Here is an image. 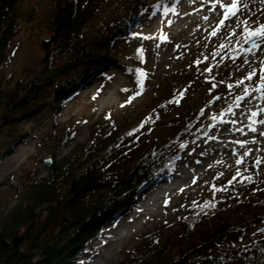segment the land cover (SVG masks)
<instances>
[{"label": "rangeland", "instance_id": "1", "mask_svg": "<svg viewBox=\"0 0 264 264\" xmlns=\"http://www.w3.org/2000/svg\"><path fill=\"white\" fill-rule=\"evenodd\" d=\"M132 1L103 0L83 34L95 29L106 30L112 21L126 15ZM142 1L143 12L129 32L120 30L112 35L114 44L109 56L116 60L114 66L88 79L55 113L49 109L52 91L47 89L40 98L45 104L40 116L21 118L13 127L0 130L1 154L12 146V151L0 158V205L9 207L18 200L15 190H10L9 186L22 188L47 174L46 160L52 159V151L58 157L74 144L92 140L91 125L99 114L108 113L107 120L125 132L124 140L128 144L125 142L122 149L128 148L133 159L151 153L157 161H168L163 172L145 183L128 207L101 229L72 264H135L144 258L151 241L173 249L179 242L186 218L193 217L197 223L208 224L210 211L215 212L212 219L217 221L218 210L224 213L220 219L234 220L236 216V222L219 237L216 246L198 253L190 250L182 258L184 263L207 251L229 255L252 250L256 243L264 244V164L259 168L253 160L232 161L221 172L209 167L208 171L197 174L193 186L168 195V200L174 204L179 201L176 212L160 201L157 209L162 213L151 209L147 217L153 218L151 223L144 220L130 232L126 229L149 209L160 190L179 176L183 163L198 166V162H204L201 157L233 154L222 146L214 149L215 144H211L208 137L234 129L230 121L242 116L259 93L255 89L264 68V44L261 50L246 52L250 44L242 40L237 44V40L243 28L241 21L247 20L253 28L264 24V0H243L247 7L241 5L236 15L229 14L227 19L224 13L232 0H219L208 6L206 13L192 14L188 18L180 17L187 0ZM20 3L25 11L33 7L35 16L32 23H21L20 32L0 67V78L12 82L27 81L68 58V54L56 53L44 62L46 56L40 43L45 37L43 22L45 14L51 10L52 0H20ZM154 4H158L157 9ZM221 19L225 23L216 35L212 28L197 31L209 21L216 23ZM195 32L200 34L197 38L192 37ZM222 45H226L223 51ZM83 71L61 76L56 84L68 82ZM252 71L257 75L246 79ZM176 100L178 102L169 103ZM36 116L38 121L32 119ZM148 117L152 122L145 123ZM239 121L244 125V119ZM69 130L73 136L61 143L60 137ZM18 136L22 138L14 143ZM166 147L170 149L168 159L162 156ZM256 155L264 159L261 153ZM125 170L124 166L118 168L115 177H122ZM209 203L214 207L200 214V207ZM194 211L199 212L191 216ZM122 228L125 233L117 242L114 236ZM114 243H117L115 248Z\"/></svg>", "mask_w": 264, "mask_h": 264}, {"label": "trees", "instance_id": "2", "mask_svg": "<svg viewBox=\"0 0 264 264\" xmlns=\"http://www.w3.org/2000/svg\"><path fill=\"white\" fill-rule=\"evenodd\" d=\"M102 2L52 0L51 10L45 14L43 22L45 37L40 43L46 56L44 62L56 53L68 54V58L27 81L0 78V130L13 127L21 118L38 116L45 105L40 98L47 89L52 91L48 106L55 113L88 79L115 65L116 60L109 56L114 44L112 35L120 30L129 32L143 12L144 2L133 0L126 15L112 21L106 30L95 29L83 34ZM152 6L157 9L158 4ZM34 12L33 7L22 10L20 0H0V67L20 32L21 23H32ZM80 69H84L80 75L56 84L59 77ZM141 90L143 87L139 94ZM37 116L32 119L36 121ZM108 116V113L99 114L91 125L92 140L76 143L58 157L52 151L44 177L29 181L22 188L9 186L10 190H15L18 200L9 207L0 205V264H72L101 229L128 207L145 183L163 172L168 160L157 161L151 153L133 159L128 148L122 149L126 145L125 132L108 121ZM72 136L70 130L64 132L61 143ZM20 138L18 136L14 143ZM11 151L12 146L7 147L2 154L0 152V158ZM168 153L170 149L166 147L162 156L167 157ZM123 166L126 167L124 175L116 178L115 171ZM200 208V214L211 210L206 205ZM198 212L194 211L191 216ZM210 212L209 225L197 223L193 217L186 218L179 242L173 247L175 250L148 241L144 258L135 264H264L263 242L237 254L207 251L184 263L182 258L190 250L198 253L216 246L219 237L238 218L220 219L224 213L218 210L217 221H213L215 212Z\"/></svg>", "mask_w": 264, "mask_h": 264}, {"label": "bare ground", "instance_id": "3", "mask_svg": "<svg viewBox=\"0 0 264 264\" xmlns=\"http://www.w3.org/2000/svg\"><path fill=\"white\" fill-rule=\"evenodd\" d=\"M219 0H187L184 3V8H182V13L180 17L188 18L189 15L195 14L194 16H199L202 13L207 12V8L209 5H213V3L218 2ZM223 19L217 21L216 23L212 20L208 22L207 25L197 28V31L200 32L202 29H211L212 32L218 33L220 32V27H223L224 23L221 24L220 21ZM198 32H195L192 34L193 38H197L200 34ZM225 47L221 48V51H223ZM256 112L257 115L255 117L252 116V113ZM240 119H244V125L241 124L239 121ZM264 120V94L257 93V96H254V103L248 105L243 113L242 116H238L236 119H233L230 121L231 125H234V129L231 128L229 132H220L217 133L215 137L209 136L208 140L211 141V144H215L214 149L221 148L222 146L224 149L232 152L233 154L228 155L225 153L222 154H211L208 158L201 159L204 160V162H198L199 165L195 166L192 162L186 164L183 163L182 168L180 167L179 176L176 177L174 180L171 181L169 185L164 186L158 196H156V199L153 204L150 205L149 209H145V213H141L138 218H136V222L128 227L126 229V232H130L131 229L137 228L138 226H141L146 220L148 223H151L153 218H147L150 210L152 209L155 212L162 213L161 209H157V206L159 205L160 201H164V205L170 209L172 212L177 211V205L179 204V201L177 200L174 204L170 200H168V195L172 193H176L182 189H186L189 185H194L197 177V174L201 173L202 171H208V168H213L215 171L221 172L222 169H225L226 167H229L230 162L235 161V163L239 162H246L248 160H253L255 165L260 168L262 164H264V159L256 155L262 154L264 156V124L260 123V121ZM255 121V122H254ZM255 128L256 131H252V129ZM259 147H261L259 149ZM253 149L254 153L251 152ZM259 149V150H258ZM259 161V163H257ZM202 167V169H198ZM209 168V169H210ZM185 200H181V203H184ZM125 233V228H122L115 236L114 240H119V238ZM118 242V241H117ZM117 243H114L112 247H116ZM98 258V256L96 257ZM95 258V261L97 260Z\"/></svg>", "mask_w": 264, "mask_h": 264}, {"label": "snow or ice", "instance_id": "4", "mask_svg": "<svg viewBox=\"0 0 264 264\" xmlns=\"http://www.w3.org/2000/svg\"><path fill=\"white\" fill-rule=\"evenodd\" d=\"M241 5H243V7H247L246 4H243V0H232V3L229 6L228 11L224 13L225 19L228 18L229 14L235 16L236 13L240 10ZM220 23L223 24L224 21L222 20L220 21ZM241 24L243 25V28H242V32L240 33V39L237 40V44H239L241 40L245 44H250V47L245 50L246 52H254V50H261V45L264 44V24H258L255 28L249 25L247 20L241 21ZM213 35H216V33L213 32ZM232 35L235 36L236 33L233 32ZM224 46L226 45H222V47ZM256 75H257L256 72L252 71L248 74L246 79L251 80L253 76ZM259 81L260 84L256 87L255 91L264 94V68L261 69L259 75ZM241 83H243V81H241ZM245 93L248 94L247 89H245ZM180 95L183 96V93H181ZM241 99H243V97H241ZM173 102H178V100L169 101V103H173ZM256 115H257L256 112L252 113L253 117H255ZM150 122H152V118L151 117L146 118L145 123H150ZM260 123L264 124V120L260 121ZM141 127H143V124L141 125ZM252 131H256V129L253 128ZM129 135H131V133H129ZM262 135H264V133H262ZM181 147H184V145H181ZM257 163H259V161ZM206 206L214 207V205H212L211 203H209Z\"/></svg>", "mask_w": 264, "mask_h": 264}, {"label": "water", "instance_id": "5", "mask_svg": "<svg viewBox=\"0 0 264 264\" xmlns=\"http://www.w3.org/2000/svg\"><path fill=\"white\" fill-rule=\"evenodd\" d=\"M46 163H47V164H49V163H50V161H49V160H46Z\"/></svg>", "mask_w": 264, "mask_h": 264}]
</instances>
